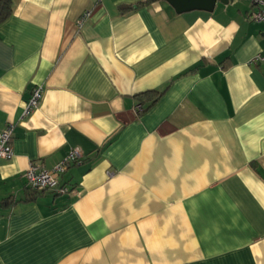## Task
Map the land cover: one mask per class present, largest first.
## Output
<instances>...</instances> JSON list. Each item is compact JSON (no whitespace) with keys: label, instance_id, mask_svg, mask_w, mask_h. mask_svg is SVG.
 Wrapping results in <instances>:
<instances>
[{"label":"crops","instance_id":"0c3cea01","mask_svg":"<svg viewBox=\"0 0 264 264\" xmlns=\"http://www.w3.org/2000/svg\"><path fill=\"white\" fill-rule=\"evenodd\" d=\"M254 8L12 0L0 24V130L13 124L1 264H264ZM73 147L82 156L59 178L68 192L28 189L31 163L51 169Z\"/></svg>","mask_w":264,"mask_h":264},{"label":"built area","instance_id":"2783aa9c","mask_svg":"<svg viewBox=\"0 0 264 264\" xmlns=\"http://www.w3.org/2000/svg\"><path fill=\"white\" fill-rule=\"evenodd\" d=\"M255 7L251 12V19L253 21L264 24V0H251ZM89 16V12H83L78 20L80 26L83 21ZM264 62V54H257L251 58V63ZM42 97V87L37 86L32 90V93L27 100L23 116L29 115L38 105ZM137 110L141 107L138 105ZM12 132L13 124H8L4 129L0 130V161L3 159H9L13 155L12 150ZM82 153L79 148H71L66 156L56 163L51 169H46L31 163L26 170L25 178L28 189L32 192H44L51 190L57 194H64L68 192V188L61 185L59 182L60 175L67 169L72 163L80 159ZM1 264V263H0Z\"/></svg>","mask_w":264,"mask_h":264},{"label":"water","instance_id":"95a60500","mask_svg":"<svg viewBox=\"0 0 264 264\" xmlns=\"http://www.w3.org/2000/svg\"><path fill=\"white\" fill-rule=\"evenodd\" d=\"M177 13L190 10L212 11L216 2L227 3L229 0H166Z\"/></svg>","mask_w":264,"mask_h":264},{"label":"trees","instance_id":"16d2710c","mask_svg":"<svg viewBox=\"0 0 264 264\" xmlns=\"http://www.w3.org/2000/svg\"><path fill=\"white\" fill-rule=\"evenodd\" d=\"M154 0H146L151 2ZM12 13V0H0V24L3 23Z\"/></svg>","mask_w":264,"mask_h":264}]
</instances>
